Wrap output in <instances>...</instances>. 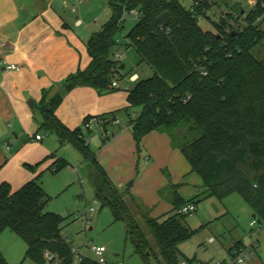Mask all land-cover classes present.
Here are the masks:
<instances>
[{
    "label": "trees",
    "instance_id": "16d2710c",
    "mask_svg": "<svg viewBox=\"0 0 264 264\" xmlns=\"http://www.w3.org/2000/svg\"><path fill=\"white\" fill-rule=\"evenodd\" d=\"M106 1L110 16L86 42L88 65L70 74L61 90L47 101L42 97L38 130L54 133L60 145L70 143L92 165L94 200L110 209L114 221L124 223L125 241L143 264H150L152 258L157 264L194 260L179 249V244L189 239L194 230L184 224L186 214L177 210L189 202L196 204L199 196L184 200L175 189L171 196L174 213L163 219L150 216L149 210L128 197L131 207L124 192L98 162L80 128L69 129L55 112L63 96L76 87H91L98 94L117 90L111 83L116 80L121 63L111 56V49L116 45L124 14L134 10L137 20L125 38L153 71L150 77L138 79L126 95L124 110L137 152L148 133H167L171 145L179 149L202 179L205 189L200 195L223 201L237 193L257 222L264 223V60L251 53L264 39V30L255 24L264 17V10L257 7L249 11L241 29L229 25L225 16L220 17L213 32L198 23V17L210 8L212 0H194L191 9L180 0ZM165 11L170 20L162 25L156 18ZM133 108H140L135 116L129 113ZM109 113L96 115L103 118L104 131L115 119L109 118ZM68 165L66 160L55 158L14 191L7 182L0 183V233L9 229L17 234L26 244L24 258L37 264H45V253L61 264H73L72 245L61 236L65 217L45 210L49 198L38 182L45 170L57 173ZM25 166L34 171L39 164ZM136 215L150 232L157 252ZM0 264H9L1 251ZM77 264L98 263L85 258Z\"/></svg>",
    "mask_w": 264,
    "mask_h": 264
},
{
    "label": "crops",
    "instance_id": "0c3cea01",
    "mask_svg": "<svg viewBox=\"0 0 264 264\" xmlns=\"http://www.w3.org/2000/svg\"><path fill=\"white\" fill-rule=\"evenodd\" d=\"M250 1L248 0L249 10L246 16L250 11ZM90 2V0H0V37L4 41V46L0 48V58L20 66L17 71L4 70L0 66V170L12 161L16 162L15 169H12L9 177L0 178V183L7 182L12 191L54 161L42 168L45 164L43 162L52 154L48 153L47 148H39L34 153L38 154L35 158H41L35 161L31 157H23L29 152L27 147L12 154L9 159L6 158L3 150L11 151L8 146L11 142H24L28 137L35 139L41 121L39 105L42 97L45 96L47 101L61 90L62 82L70 74L83 70L88 65L90 56L86 42L90 35L103 25L98 22L97 16L84 17L83 13L90 6ZM241 13L245 14V11ZM221 15L231 16L226 12H222ZM259 21H264V17ZM116 55L119 56L117 60L121 61L122 52L116 50L112 57L116 59ZM134 75L131 81L135 84L139 78L137 74ZM115 88H120L118 82ZM124 95L115 94L102 99L91 87H76L63 96L55 113L69 129L79 128L83 120L96 114L99 108L104 110L102 111L104 113L113 112L119 107L124 108L126 99ZM102 102L108 103L109 106L101 108ZM114 125L116 124L110 123L106 127L111 129V139L106 141L105 148L100 152L94 150L98 162L103 164L101 165L113 184L122 191L127 180L134 176L136 168L138 170L140 167L141 178L133 177L132 182L138 180L137 184L141 185L145 181L143 177H147L146 181L152 187L151 192L154 188L157 189L156 199L168 200L171 203V197L164 193L160 195V191L169 185L170 180L174 181V184H182L188 169L191 171L192 169L186 159L187 163L183 164L176 152L179 149L172 147L169 135L159 131L145 135L141 140L144 148L141 150L138 162L135 142L128 123L126 129L117 130ZM42 138L41 136L39 140H35L41 142ZM33 145L39 146L36 143ZM104 150L108 155H104ZM21 164H39V166L32 171L27 167L23 168ZM177 164H180V167ZM163 166L169 168L170 180L159 175L158 170ZM190 182H195L197 188L184 187L178 190L176 188L177 194L184 200L199 196L205 189L200 176L199 178L193 176ZM172 207L171 204V209ZM251 216L255 219L253 213ZM250 222L251 220L248 225L252 232L251 228L258 225V222L256 220L254 225ZM256 229L255 238L249 245L236 238L225 244V257L236 252L238 246L239 250L245 251L250 256L248 264H264V228ZM214 239L210 237L209 242H213ZM0 251L3 254L1 247ZM192 258L200 260L197 255Z\"/></svg>",
    "mask_w": 264,
    "mask_h": 264
},
{
    "label": "rangeland",
    "instance_id": "374dc122",
    "mask_svg": "<svg viewBox=\"0 0 264 264\" xmlns=\"http://www.w3.org/2000/svg\"><path fill=\"white\" fill-rule=\"evenodd\" d=\"M90 1V6L83 13L84 17L92 18L97 16L98 22L104 23L110 16L107 1ZM180 1L188 9H191L194 3V0ZM243 10L245 14L241 13ZM248 10V0H212L210 8L205 11L204 15L198 17V23L202 29L215 32L214 23L219 21V16L223 17V15H221L222 12H226L231 15L230 17L225 16L229 25L235 29H241L246 25L244 16H246ZM78 11L79 9L77 12ZM136 20V15L131 12H126L124 14L122 27L115 37L116 45L111 49V56L116 50L122 52L120 62L124 67L120 68V71L115 75L120 88L110 93L99 94L102 99L115 94L123 93L127 95V88L129 89L134 85V82L131 81L132 75L137 74L139 79H146L153 73L152 69L140 60L135 49L128 45L125 38L126 33L135 24ZM255 24L258 25L260 30H264V21L256 20ZM251 53L256 59L264 60V39L254 46ZM125 105H127L126 99L124 107ZM106 106H109V104L102 102L101 108ZM102 111L104 110H100L99 108L98 112L91 116L105 114ZM139 111L140 108H133L129 113L135 116ZM107 116L109 118L114 116L118 120V123L114 125L115 129L127 128L128 116L124 108L119 107L117 110H114L112 114H107ZM79 128L83 137L88 140L90 148L93 151H102L105 148L106 141L111 139V129H107L109 137L108 139H104L105 133L101 127L89 131L80 126ZM37 133L43 137L41 142H37L35 139L28 137L24 142H11V144H8L11 151L5 152L3 150V152L6 158L9 159L12 154L27 147L29 152L24 154L23 157H31L34 158L32 160L35 161L41 158H35L38 154L34 153L39 148H47L48 153H53L55 157H48V159L43 162L45 164L42 168H45L55 158H62L69 163L67 167L61 169L57 173L46 170L39 177L40 185L49 198L45 210L65 217L61 236L74 248L78 249L81 254L86 255L92 260H95V256L90 248L93 245H103L106 247L105 257L111 264H117L119 262L123 264H143L141 258L133 253L131 244L125 241L124 223L122 221H114L110 209L108 207H101L100 202L94 200V169L92 165L85 161L82 155L70 143L64 142L60 145L54 133L46 132L43 129L38 130V128ZM33 143L39 146L33 145ZM3 147H5V145H3ZM143 148L144 146L141 141L140 150ZM176 152L182 159L183 164H186L187 162H185L182 153L180 151ZM104 153L105 156L108 155V152L105 151ZM136 153L139 162L141 151L137 152L136 148ZM15 164L16 162L12 161L7 167H2L0 170V178L9 177ZM21 166L26 168L25 165L21 164ZM177 166L180 167V164H177ZM183 166L185 167V165ZM169 171V168H165V166L158 170L159 175L166 180H170ZM136 176L137 179L141 178L140 167L138 170L136 168L135 175L130 177L124 184L125 187L122 191L125 194L124 196L127 202H129L128 197L133 198L140 206L149 210L150 216H159L160 219H163L166 215L173 214L171 203L168 200H157V189L154 188L153 192H151L152 187L149 182L146 181L148 178L143 177V179H145L144 183L138 185V180L134 183L132 182L133 177ZM193 176L199 178L196 172L188 169L182 184H174V181L171 182L170 180L169 185L163 191H160V195L164 193L171 197L176 188L177 190L184 187L197 188L195 182H190ZM196 200L195 210L186 214L183 220L186 226L194 230V233L189 239L179 244V249L182 250L180 251L187 258H192L194 255H197L200 261L224 260L227 257H225L226 251L224 245L230 243L232 238L241 239L245 245H249L255 238V234L257 233L256 228H264V223H258V225L251 228V232L248 225V222L253 219L251 216V209L237 193L227 196L223 201L218 200L214 196L202 195H199ZM130 206L132 207L131 203ZM91 207L94 208L92 214L89 213ZM132 210L135 212L134 208H132ZM137 217L138 222L141 224L147 237L152 241L154 249L157 252V247L150 232L144 226L143 220L139 218V216ZM210 237L215 238L213 242H209ZM0 247L9 264H37L29 258H24L26 244L17 234L9 229H4L0 233ZM44 259L45 264H51L47 261L45 256ZM55 260H57V258ZM150 264H157V260L152 258Z\"/></svg>",
    "mask_w": 264,
    "mask_h": 264
},
{
    "label": "built area",
    "instance_id": "2783aa9c",
    "mask_svg": "<svg viewBox=\"0 0 264 264\" xmlns=\"http://www.w3.org/2000/svg\"><path fill=\"white\" fill-rule=\"evenodd\" d=\"M257 7H260L262 10H264V0H251L250 1V11H254ZM131 13L136 15V12L134 10L130 11ZM4 46V41L3 39L0 37V48ZM119 58L118 55H116V59ZM0 66L4 69V70H19L20 66L16 63L13 62H8L6 61L4 58H0ZM203 74H205L203 72ZM132 75L131 79L133 78ZM112 87H117V80H114L111 83ZM104 123V120L102 117L100 116H91L89 118H87L86 120H84L81 124V127L85 130H92L94 128L97 127H101ZM112 123H118L117 119H114L112 121ZM105 133V137L109 136V132L108 130L104 131ZM34 138L36 140H39L41 138V136L39 134H36L34 136ZM195 210V204L194 203H186L184 205H182L180 208H178L177 212L180 214H188L192 211ZM94 212V208L91 207L89 210V213L92 214ZM256 223L255 219H252L250 224L254 225ZM92 253L95 256V261L98 264H111L108 262V260L105 257V253H106V247L103 245H93L91 248ZM71 253L73 255V263H78L80 261H82L85 258H88L86 255L81 254L78 249L74 248L73 246L71 247ZM45 258L47 259V261H49L51 264H61L60 261L55 260L52 255H49L48 253L44 254ZM249 262V255L248 253H246L243 250H240L238 252H234L232 254H229L226 259L224 260H220V261H200L197 259L194 260H182L180 262V264H248ZM117 264H123L122 262H119Z\"/></svg>",
    "mask_w": 264,
    "mask_h": 264
},
{
    "label": "water",
    "instance_id": "95a60500",
    "mask_svg": "<svg viewBox=\"0 0 264 264\" xmlns=\"http://www.w3.org/2000/svg\"><path fill=\"white\" fill-rule=\"evenodd\" d=\"M170 20V14L168 11H165L163 13H161L159 16H157L156 18V21L159 23V24H162V25H166L168 24ZM124 65L122 64L120 68H123ZM253 217H255V214H253Z\"/></svg>",
    "mask_w": 264,
    "mask_h": 264
}]
</instances>
